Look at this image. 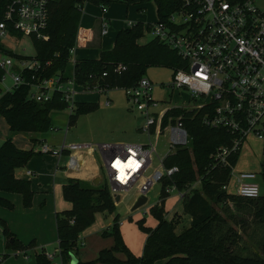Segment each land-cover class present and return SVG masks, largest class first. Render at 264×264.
I'll return each mask as SVG.
<instances>
[{
  "label": "trees",
  "instance_id": "16d2710c",
  "mask_svg": "<svg viewBox=\"0 0 264 264\" xmlns=\"http://www.w3.org/2000/svg\"><path fill=\"white\" fill-rule=\"evenodd\" d=\"M11 1L0 0V21ZM78 1L54 0L50 4L45 30L49 37L47 41L30 37L34 48L33 56L8 51L1 42L0 52L15 59L36 60L40 64V69L34 73L36 78L60 73L64 78L73 77L75 83L85 90L129 87L145 76L150 67L175 68L181 65L178 55L157 39L139 43L138 40L143 37L141 21L132 27L121 28L115 35L112 48L100 51L97 58H84L71 63L69 50L76 44L82 16V11L77 6ZM171 2L155 0L160 18H164L172 10ZM12 33L13 36H22L14 31ZM24 77L29 81L35 80L28 71H24ZM28 89V85L22 84L0 95V115L9 126V135L0 143V191L20 194L24 207L31 206L34 192L29 180L18 178L15 174L38 153L31 149L17 148L12 137L18 133L46 132L51 128L50 112L67 107L58 93L54 94L51 101L38 102L27 97ZM95 107V103L75 102L74 109L68 116L69 122L74 116L90 112ZM181 113L189 143L177 148L166 159L165 166H176L178 171L172 175V179H164L163 187L174 182L176 188L182 191L197 176L201 177L199 188L189 191L182 200V211L190 217L189 225L180 232L175 231L178 222L176 214L171 219L165 217L164 202L169 195L162 188L160 204L149 208L156 225L146 226L143 218L136 221L138 228L146 234L140 256L131 253L124 243L119 217L116 215L112 224L101 233L102 236L113 237V246L100 250L98 256L87 263L75 264H156L160 260H164V264H264V233L258 253L242 254L236 250L240 235L231 225L243 222L240 214L249 213L253 221L264 228V195L256 199H242L222 190L221 184L227 178L228 169L209 170V155L215 148L229 141V133L222 128L203 126L200 113H184L178 108L169 111V115L173 117ZM30 140L37 141L36 137H31ZM262 168L264 170V159ZM62 197L71 203V208L55 214L58 256L62 264H69L71 255L75 253L79 234L95 221L97 212L111 213L115 205L107 184L92 186L77 178L66 180L62 186ZM0 205L8 209L13 207L8 199L1 196ZM0 223L3 225L4 236L12 237L3 221ZM11 244L18 248L32 246L29 243L25 247L15 238ZM115 252L123 253L126 258L121 260L115 257ZM35 262L51 264L43 251L35 255Z\"/></svg>",
  "mask_w": 264,
  "mask_h": 264
},
{
  "label": "built area",
  "instance_id": "2783aa9c",
  "mask_svg": "<svg viewBox=\"0 0 264 264\" xmlns=\"http://www.w3.org/2000/svg\"><path fill=\"white\" fill-rule=\"evenodd\" d=\"M53 1L12 0L7 4L3 20L0 21V40L9 39L14 31L22 36H34L47 41L49 36L45 30ZM170 1L172 10L164 18H160L157 13L156 21L143 22V35H151V39H157L180 58L181 65L172 68L170 87L189 91L187 103L161 113L150 112L158 102L152 98L154 85L142 76L134 85L123 89L133 109L145 116V125L141 131L147 137L146 142L77 144L56 150L41 143L36 151L61 154L70 150L73 154L75 149L86 148L92 152L97 148L102 156L107 186L113 200L117 195L120 199L129 191L135 190V201L140 195L147 197V193L155 185H159V195L162 188L168 195L175 191L177 202L182 203L189 191L199 188L201 177L197 176L182 191L176 188L174 182L163 187L164 179H172V175L178 171L176 166L166 167V159L177 148L185 147L189 143L182 113L175 117L169 115L171 109L178 108L184 113H200L203 126L222 128L229 133V141L215 148L209 155V170L228 169L221 189L242 199L259 198L264 195V0ZM143 2L79 0L77 6L82 13L87 5H96L99 8L101 16L96 18L99 20V36H103L109 28L106 13L110 4ZM136 22L138 21H128L125 28L132 27ZM76 45L77 40L75 46L69 50L71 63ZM17 61L19 71L13 73V57L0 52V71L4 75L10 74L12 79L6 91L26 84L29 86L27 97L38 102L51 101L54 94L58 93L60 99L71 109L70 112L73 111L77 102L74 99L76 88L85 90L75 83L73 77L64 78L57 73L36 78L34 73L40 69L36 60ZM24 71L30 72L35 80H27ZM4 75L0 77L2 82L5 81ZM165 134L169 136L165 144L168 153L161 156L157 139ZM152 136L154 141L151 140ZM249 140L260 142L259 168L238 170L236 166L242 149L248 147ZM77 164L75 155L70 154L68 167L74 169ZM46 255L51 264H60L52 262L54 254Z\"/></svg>",
  "mask_w": 264,
  "mask_h": 264
},
{
  "label": "rangeland",
  "instance_id": "374dc122",
  "mask_svg": "<svg viewBox=\"0 0 264 264\" xmlns=\"http://www.w3.org/2000/svg\"><path fill=\"white\" fill-rule=\"evenodd\" d=\"M108 15V16H107ZM107 17L111 19L112 32H108L99 42V20L96 17L101 16V12L96 5H87L83 9L81 16L80 27L82 32H79V36L83 37L79 39L77 54L80 56H92L96 58L99 49H106L114 44V36L118 30L125 27L128 21H141L152 23L157 19L156 4L155 0L144 1L143 3H112L108 7ZM110 26V25H109ZM114 33V34H113ZM96 37H95V36ZM151 39V35L145 33L138 41L139 43H145ZM78 40V39H77ZM1 44L5 49L13 53L32 56L34 55V48L31 40L27 36H12L9 39H1ZM83 46V47H82ZM3 54V53H2ZM14 66L12 72L16 73L19 71L17 66V59L13 58ZM4 75V72L0 71V77ZM173 70L169 67H150L145 73V77L148 78L154 85L152 91V98L158 102L156 107H152L150 112L161 113L171 107L178 106L187 103L190 97L189 91L178 88L171 89L170 83L172 81ZM5 81H0V95H2L12 83L11 75L5 73ZM74 99L76 101L91 102L95 103L96 107L94 110L81 113L74 116L73 120L69 122V114L71 109L66 107L62 110H52L49 114L50 126L46 132L43 133H21L17 138L16 143L19 146H28L30 143L34 146L38 145L41 141L44 145H47L51 150L60 149L63 146L69 147L70 145L77 144H103V143H144L147 141V137L141 128L145 125V116L142 113L137 112L133 109L132 104L127 98L126 91L123 88H110L106 90H83L76 88ZM8 133V127L0 115V141L4 140ZM31 137H36L37 141L30 140ZM41 139V140H40ZM169 136L165 134L157 139V148L161 156L168 153V149L165 144ZM154 141V136L151 137ZM248 147L242 149V153L239 162L236 166L238 170L255 169L259 168L258 163L260 160L261 150L260 142L257 140H249L247 143ZM81 156L83 158L92 157L94 163L98 166V174L101 178L99 183L90 184L97 186L100 184H107L106 171L103 167L102 156L97 148L93 149L91 153L86 148H80ZM67 157L61 159V164H65ZM63 176L59 174L55 178V184L64 183ZM47 178V177H46ZM50 180V179H49ZM49 183V182H48ZM51 180L49 183L52 188ZM108 185V184H107ZM56 194H57V185ZM109 191V189H108ZM110 193V191H109ZM176 192L172 191L170 198L164 202L166 209L170 210L171 204H173L174 196ZM12 195V194H11ZM17 195V194H14ZM110 196L112 197L111 193ZM137 194L135 190L129 191L124 195L119 202L115 204L113 212H97L95 214V221L86 229H84L78 237L77 245L81 239L85 242L86 248L93 247L95 242L102 241L104 246L111 248L114 240L112 236H102L101 233L108 225L112 224L114 216L118 215L119 221L124 222V230L126 233L133 232L136 227V220L138 217H145L147 223L151 221L152 216L149 213V208L152 205H159V185H155L148 193L147 203L135 210L131 211L130 206L134 202ZM113 198V197H112ZM13 201V197L11 199ZM11 201V202H12ZM63 203V209L67 210L71 208V203L61 199ZM176 208L179 209L180 205L175 204ZM29 208V207H26ZM233 209V206L230 205ZM12 210L14 208L12 207ZM165 210V209H164ZM173 210V211H172ZM171 210V213L165 212V217L169 216L172 218L176 214V220L178 221L175 225V231L180 232L186 228L190 219L184 213ZM145 211V213L143 212ZM13 211L0 205V221H6L8 216L13 215ZM243 222H239L233 225L234 229L239 233L240 239L236 246V250L242 254L252 255L260 251V245L263 240L264 228L263 226L255 223L249 213L240 214ZM190 218V217H189ZM121 224V223H120ZM6 226V225H5ZM136 226V227H135ZM3 225L0 223V263L1 264H36L35 255L41 252L39 248L32 250V246L22 249L11 244L13 237H6L2 232ZM93 238V239H92ZM17 240V239H16ZM18 241V240H17ZM19 242V241H18ZM20 243V242H19ZM81 246V244H80ZM78 246L79 249L84 247ZM26 247V246H25ZM48 250L56 247L54 241L47 246ZM25 252V253H24ZM46 255V253H45ZM47 257V255H46ZM5 258V259H4ZM3 261V262H2Z\"/></svg>",
  "mask_w": 264,
  "mask_h": 264
},
{
  "label": "crops",
  "instance_id": "0c3cea01",
  "mask_svg": "<svg viewBox=\"0 0 264 264\" xmlns=\"http://www.w3.org/2000/svg\"><path fill=\"white\" fill-rule=\"evenodd\" d=\"M139 4V3H138ZM111 5V4H110ZM109 5V6H110ZM108 13V10H107ZM106 13V15H107ZM108 16V15H107ZM106 16V17H107ZM108 18V17H107ZM109 19V28L108 32H112V25L111 19ZM125 28V27H123ZM119 31V30H118ZM117 31V32H118ZM79 32H82V29L80 27ZM108 32L103 35L99 36V42L101 39L108 34ZM116 32V33H117ZM83 34V32H82ZM114 34V33H113ZM116 35V34H115ZM84 36V34H83ZM95 36V35H94ZM96 37V36H95ZM83 37L79 36L77 37V45L75 49V55L73 57V62L84 59V58H92V56H80L77 54L79 39ZM115 38V36H114ZM113 46V45H112ZM106 48V49H99L96 58L99 55V52L102 50H108L112 48ZM83 47V46H82ZM33 56V55H32ZM95 58V57H93ZM11 85V84H10ZM7 89V87H6ZM4 119V118H3ZM7 124V123H6ZM8 127V133L5 136V138L9 135V126ZM21 133L15 134L12 137V141L15 144L17 148L20 149H25V150H33L35 153H38L37 155L32 156L27 163L19 168L16 171L15 176L18 178L26 179L30 181L31 184V189L33 190V198H32V203L29 208H26L22 204V199L21 195L17 193H8V192H3L0 191V196L8 199L10 202L13 204V208L9 209L10 211H13L12 214L8 216L6 221H3L4 225L8 228L9 232L12 234V237L17 239L22 245L26 246L27 244L31 243L32 244V250H36V248H39L41 251L47 253L54 254L53 263H60V258L58 256V246H57V235H56V227H55V214L58 211H62L63 209V203H61L62 197V186L66 182L68 178H77L83 181H86L90 184L92 182H97L99 183L100 181V176L98 174V166L94 163V160L92 157H86L83 158L81 156L80 149L74 150L75 152L72 154L70 150L63 151L61 154H53V153H41L39 151H36L37 146L35 147L34 144L30 143V145L24 147V146H19L16 143L17 138L20 136ZM4 138V140H5ZM41 140V139H40ZM42 141V140H41ZM39 141L38 144H41L42 142ZM2 140L0 141V143ZM89 153H91L89 151ZM75 155L77 158L78 162L76 168L72 169L68 167V158L69 155ZM78 154V155H77ZM67 157V160L65 164H61V159L63 157ZM61 174L63 179L65 180L64 183H59L55 184V178ZM47 177V178H46ZM51 180L52 188H50L49 183ZM49 182V183H48ZM57 187V194H56V187ZM12 194V195H11ZM17 194V195H14ZM171 196L169 195L165 202L170 198ZM174 201L173 204L170 206V210L166 209L165 204H164V209L165 212L171 213V210L174 208V210L178 211L180 214L183 213L182 211V203L177 202L176 196L173 197ZM121 199L118 201H115V204L119 202ZM134 203V202H133ZM132 203V204H133ZM131 204V205H132ZM175 204H179L180 207L176 208ZM131 208V206H130ZM173 211V210H172ZM145 213V211H143ZM188 216V215H186ZM144 219V224L148 227H154L156 225V220L151 216L150 219L151 221L147 223V220L145 217H142ZM167 219H171L170 215L167 217ZM141 219L138 217V220ZM188 216V220H189ZM137 221V220H136ZM121 223V224H120ZM110 226V225H108ZM107 226V227H108ZM124 222L121 220L119 221V228H120V233L122 236V239L126 246L129 248L131 253H133L135 256H140L142 254L143 250V245L145 242L146 234L143 233L139 228L134 229L133 232L126 233L124 228ZM93 239V238H92ZM54 241L56 243V247L48 250L47 246L51 244ZM81 244V246H80ZM102 241L95 242L93 244V247L90 246L86 248L85 242L81 239L80 243L76 245V250L75 253L72 254L71 256L74 257L75 263L77 262H82V263H87L93 259H95L98 256V253L102 249H109L108 247L104 246ZM84 247L82 250L78 248ZM22 249L25 250V248H20V251ZM25 253V252H24ZM37 254V253H36ZM115 257L124 260L126 257L123 253L120 252H115L114 253ZM5 259V258H4ZM72 259V258H71ZM72 260H70L69 264L71 263ZM3 262V261H2ZM74 263V264H75ZM164 260L157 261L156 264H164ZM94 264H103V263H94Z\"/></svg>",
  "mask_w": 264,
  "mask_h": 264
},
{
  "label": "water",
  "instance_id": "95a60500",
  "mask_svg": "<svg viewBox=\"0 0 264 264\" xmlns=\"http://www.w3.org/2000/svg\"><path fill=\"white\" fill-rule=\"evenodd\" d=\"M101 180V178H99ZM92 184H97V182H92ZM115 201H118L119 200V196H115ZM147 203V197L145 195H140L139 197H137V199L134 201V203L131 205V208L130 210L131 211H135L141 207H143L145 204ZM11 242H12V239H11ZM71 263L74 264L76 261L74 259V257L71 256Z\"/></svg>",
  "mask_w": 264,
  "mask_h": 264
},
{
  "label": "bare ground",
  "instance_id": "6f19581e",
  "mask_svg": "<svg viewBox=\"0 0 264 264\" xmlns=\"http://www.w3.org/2000/svg\"><path fill=\"white\" fill-rule=\"evenodd\" d=\"M78 155V154H77ZM78 162H80V160H78Z\"/></svg>",
  "mask_w": 264,
  "mask_h": 264
},
{
  "label": "snow or ice",
  "instance_id": "6c2138e0",
  "mask_svg": "<svg viewBox=\"0 0 264 264\" xmlns=\"http://www.w3.org/2000/svg\"><path fill=\"white\" fill-rule=\"evenodd\" d=\"M132 162H130V164H131Z\"/></svg>",
  "mask_w": 264,
  "mask_h": 264
}]
</instances>
